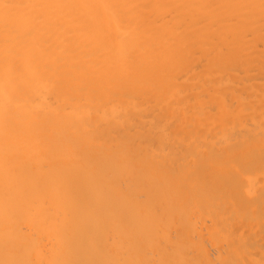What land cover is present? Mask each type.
<instances>
[{
    "label": "bare ground",
    "instance_id": "1",
    "mask_svg": "<svg viewBox=\"0 0 264 264\" xmlns=\"http://www.w3.org/2000/svg\"><path fill=\"white\" fill-rule=\"evenodd\" d=\"M0 264H264V0H0Z\"/></svg>",
    "mask_w": 264,
    "mask_h": 264
}]
</instances>
